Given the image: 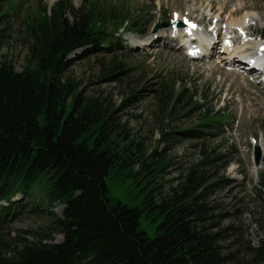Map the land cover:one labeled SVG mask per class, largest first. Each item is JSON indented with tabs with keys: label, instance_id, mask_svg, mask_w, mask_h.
Listing matches in <instances>:
<instances>
[{
	"label": "trees",
	"instance_id": "16d2710c",
	"mask_svg": "<svg viewBox=\"0 0 264 264\" xmlns=\"http://www.w3.org/2000/svg\"><path fill=\"white\" fill-rule=\"evenodd\" d=\"M10 13L0 14V52L3 31L12 26ZM37 13L25 31L28 53L22 71L8 56L0 60V264H229L222 236L211 221L208 190L216 184L208 185L193 168L165 191L168 148L156 147L148 154L145 139L120 118L144 91L117 107L108 98L87 96L67 75L88 54L125 49L107 13L87 1L76 8L73 0H59L51 8L42 2ZM101 69L106 82H118L128 73L119 61L102 63ZM167 88L163 105L174 99ZM221 124L210 120L198 126L204 130L177 134L189 140L218 137ZM164 130L158 145L171 135ZM231 160L218 155L210 165L200 166L226 167ZM128 168L143 184L140 205L111 197L107 177ZM58 206L62 214L56 216ZM44 211L52 212L50 223L33 238H3L4 229L23 216ZM143 218L157 224L156 236L141 227ZM53 234L62 235V242H46L54 240ZM251 251L246 264H264V238Z\"/></svg>",
	"mask_w": 264,
	"mask_h": 264
},
{
	"label": "rangeland",
	"instance_id": "374dc122",
	"mask_svg": "<svg viewBox=\"0 0 264 264\" xmlns=\"http://www.w3.org/2000/svg\"><path fill=\"white\" fill-rule=\"evenodd\" d=\"M86 1L94 10L107 13L112 32L122 36L125 49H116L112 54H88L77 59L67 75L79 83L87 96L108 98L117 107L135 92L144 91L136 97L137 100L125 106L120 118L128 122L138 138L145 139L148 154L156 147L159 151L168 148L165 158L170 168L165 179V191L175 188L181 182L179 178L193 168H196L198 177H206L208 185L216 184L208 190L213 216L211 221L222 236L221 245L225 255L230 256L229 264L248 263L253 256L252 248H258L264 238V189L261 186V177L264 176V84L252 82L249 80L250 72L239 68V60L249 55L231 58L222 39L227 27L246 34L250 25L255 28L251 33L256 30L255 38L260 39L261 35L264 38V0H235L222 15L221 24L217 14H211L204 8L211 3L210 0H182L183 5L176 0L170 3L166 0H73V3L78 8ZM42 2L49 8L54 5L52 0ZM41 3L39 0L0 2V14L11 12L8 22L12 23L10 29L3 31L4 47L0 60L8 56L19 72L28 53L25 40L27 24L38 17L37 9ZM239 3L247 4V9L240 10L237 15L231 13ZM185 5L196 10H186ZM204 15L207 18L198 22ZM126 19H129L128 23H124ZM176 19H180L185 26L193 23L203 25L208 33L216 31L221 44L216 58L211 60L208 54L202 59L187 57V47L181 48L180 42L170 36ZM134 21H138V26L134 25ZM163 23L168 24L167 27L155 30ZM209 25H213L211 31L208 30ZM249 40L230 43V46L236 50L251 47L254 44ZM78 54L80 52L76 56ZM224 56L227 58L224 59ZM111 61H119L128 69L127 76L114 83L102 80V63L109 64ZM230 70L248 74L245 84V79L230 76ZM166 87L167 93L173 94L174 99L163 105ZM178 96H182L180 101ZM210 120L220 121L223 128L228 124L220 136L189 140L177 134L191 128L204 130L198 126ZM162 130L171 135L158 145ZM258 147L261 159L256 165ZM218 155L232 160L226 167L223 163L215 165L214 169L204 170L200 166L201 163L210 165ZM107 184L114 202L136 206L144 199L143 184L132 176L129 168L113 170L107 177ZM60 208L53 209L56 216L61 215ZM51 213L44 211L35 216H23L8 230L4 229L2 236L7 242L15 237L31 239L33 233L49 225ZM141 227L151 237L156 236L157 224L148 218L141 220ZM53 239L46 242L61 243L63 237L53 234Z\"/></svg>",
	"mask_w": 264,
	"mask_h": 264
},
{
	"label": "bare ground",
	"instance_id": "6f19581e",
	"mask_svg": "<svg viewBox=\"0 0 264 264\" xmlns=\"http://www.w3.org/2000/svg\"><path fill=\"white\" fill-rule=\"evenodd\" d=\"M56 0H52V2H51V4L53 5L54 4V2H55ZM165 1V0H164ZM167 1V3H170L171 2V0H166ZM177 2H178V4L179 5H183L184 4V1H182V0H176ZM211 1V3L208 5V6H205L204 8L205 9H208V11L211 13V14H217V16L219 17V20H222V15L225 13V10L226 9H228V7H229V5L231 4V3H234L235 2V0H210ZM190 6V5H189ZM235 7H237V9L236 8H234L232 11H231V13H233V14H235V15H237V14H239L241 11L240 10H245V9H247V7H248V5L247 4H242V3H239L238 5H235ZM184 9H186V10H196V9H190L188 6H186L185 5V8ZM183 10V9H182ZM179 16H180V18L181 19H183V17H182V14H180L179 13ZM207 18V16H203L202 18H200L199 20H198V22H203V20H204V18ZM247 17V16H246ZM176 20H178V21H180V19H176ZM235 22V21H234ZM236 23V22H235ZM234 23V24H235ZM188 29H190V27L189 26H187V27H184V28H182V29H178V31H181V33L183 34V32H186ZM227 31H226V34L224 35V37H223V39H222V41H223V44H224V46H225V49L226 50H228V52H229V56H231V58L233 57H235V56H239V55H251V54H254V56L255 57H257V55H258V57H261L263 60H264V38L263 37H261L262 35L261 34H258V35H261L259 38L260 39H257V38H255L254 37V35H256V30H254L253 31V33H251L252 32V30L253 29H255L252 25H250V26H248L246 29H247V32H246V34H244V33H242V32H239L237 29H234V28H231V27H227ZM240 29L242 30V31H244L241 27H240ZM235 30H236V33H234L235 32ZM174 31H177L176 29L175 30H172L171 32L173 33ZM195 31V30H194ZM193 31V32H194ZM233 34H237V35H239V34H241V36H239V37H237V36H235V35H233ZM252 34V35H251ZM262 34L264 35V32H262ZM193 35L195 36V37H197V38H199L200 39V43H201V45H203L202 47H203V50L204 51H206V53L209 55V57L208 58H210L211 60H212V58H216L215 56L216 55H218L219 54V51H218V46L219 45H221L220 44V42L218 43V40L215 42V39H217L215 36H214V34H212V36L210 37V38H206V36H205V34H203V32L202 31H199V32H195V33H193ZM170 36H172V35H170ZM177 37V36H176ZM176 37L174 36L173 37V40L174 39H176ZM180 37L181 38H183L184 36H182V35H180ZM179 37V38H180ZM227 37H229V39H232V38H234V41H232V43H234V44H239L240 43V40H244L245 41V39H248V38H250V40L249 41H251V43L252 44H254V45H252L253 46V48H251L250 46H246V47H243L241 50H236L237 48H233V47H231L229 44H226V38ZM220 38V37H219ZM212 41H214L213 43H212ZM221 41V42H222ZM255 41H257V42H255ZM212 43V44H211ZM182 43H180V45H181ZM244 45V44H243ZM184 46V45H183ZM187 47V46H186ZM190 49V48H189ZM202 50V49H201ZM206 56V55H205ZM220 56H218V58H219ZM227 57H225L224 56V59H226ZM209 59V60H210ZM205 64H207V63H205ZM225 66H226V63H225ZM242 66H240L239 68H241ZM247 67V66H246ZM212 68V67H211ZM213 68H216L215 66L213 67ZM243 69V68H242ZM226 70H228V69H226ZM231 72L229 73V75L230 76H237V77H241V78H243V80H244V83L243 84H245V82L247 81L246 80V78L248 77V74L246 75L245 73H236V72H233L232 70H230ZM229 72V71H228ZM234 76V77H235ZM250 80V79H249Z\"/></svg>",
	"mask_w": 264,
	"mask_h": 264
},
{
	"label": "water",
	"instance_id": "95a60500",
	"mask_svg": "<svg viewBox=\"0 0 264 264\" xmlns=\"http://www.w3.org/2000/svg\"><path fill=\"white\" fill-rule=\"evenodd\" d=\"M167 25H168V24H166V23L160 24V25H158V26L156 27L155 30H158L159 28L167 27ZM174 26H175L176 28H178V27H183L184 25H183L182 23H180V22H175V23H174ZM260 159H261V151H260V148L258 147V148L256 149V153H255V162H256L257 165L260 163Z\"/></svg>",
	"mask_w": 264,
	"mask_h": 264
}]
</instances>
